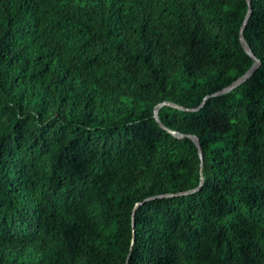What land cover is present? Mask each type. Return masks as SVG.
Here are the masks:
<instances>
[{"label":"trees","instance_id":"trees-1","mask_svg":"<svg viewBox=\"0 0 264 264\" xmlns=\"http://www.w3.org/2000/svg\"><path fill=\"white\" fill-rule=\"evenodd\" d=\"M0 264H264V0H0Z\"/></svg>","mask_w":264,"mask_h":264},{"label":"water","instance_id":"water-1","mask_svg":"<svg viewBox=\"0 0 264 264\" xmlns=\"http://www.w3.org/2000/svg\"><path fill=\"white\" fill-rule=\"evenodd\" d=\"M250 12H251V7L248 6V9H247L246 15H245V17H244V19H243V22H242V25H241V27H240V31H239V40H240V43H241V45L243 46L245 52H246L247 54H249V55L252 57L253 62H252V64H251V66L245 71V73H244L243 75H241L240 77H238V78H237L236 80H234L231 84H229V85L223 87L221 90H219V91H217V92H214L212 95H219V94H222V93L228 92L229 90H231V89L234 88L235 86L241 84L242 82H244L246 79H248V78L251 76V74L254 72V70H255V69L258 67V65L260 64L259 59H258V58L252 53L250 47L248 46V44H247V42L245 41L244 36H243V30H244L245 27H246V24H247L248 18H249V16H250ZM207 97H208V96H206V97L204 98V100H205ZM204 100L202 101L201 104L204 103ZM162 105H171V106L178 107V108H180V109H186V108H184V107H182V106H179V105H176V104H174V103H172V102H170V101H163L162 103H160L159 105H156V106L154 107V116H155V119H156L157 121H159V120H158V114H157V112H158V108H159L160 106H162ZM160 125H161L162 127H164L162 124H160ZM167 130H168V132H170V133H172V134H174V135H176V136H183V135L179 134L178 132H176L175 130H171V129H167ZM191 138H192V140L194 141V143L196 144V146H197V148H198L199 156L202 158L201 148H200V144H199V142H198V138H197V136L192 135ZM201 183H202V179H201V181H200V183H199V185H198L197 187H195L194 189L189 190V191H187V192H192V191H195V190L199 189ZM137 204H138V203H136V205H137ZM133 214H134V213H133Z\"/></svg>","mask_w":264,"mask_h":264}]
</instances>
